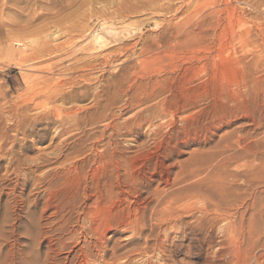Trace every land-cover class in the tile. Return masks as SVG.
Here are the masks:
<instances>
[{
    "label": "rangeland",
    "instance_id": "374dc122",
    "mask_svg": "<svg viewBox=\"0 0 264 264\" xmlns=\"http://www.w3.org/2000/svg\"><path fill=\"white\" fill-rule=\"evenodd\" d=\"M182 1L0 0V264H78L81 242L99 239L117 264H264V0H213L221 12L210 37L163 44L164 18ZM208 1L183 4L178 19ZM72 55L113 61L87 77L139 84L133 101L165 77L167 91L147 103L167 97L165 112L134 121L147 104L123 95L115 116L103 118L94 84L76 102L86 125L51 153L56 124L23 123L24 135L12 127L15 109L29 106L31 118L49 108L54 81L42 83L32 68ZM78 138L87 139L78 146ZM189 185L215 193L207 203L229 209L228 220L185 209L163 223L157 213L168 196L195 203Z\"/></svg>",
    "mask_w": 264,
    "mask_h": 264
},
{
    "label": "bare ground",
    "instance_id": "6f19581e",
    "mask_svg": "<svg viewBox=\"0 0 264 264\" xmlns=\"http://www.w3.org/2000/svg\"><path fill=\"white\" fill-rule=\"evenodd\" d=\"M181 3L183 4L186 3L188 5V3H190V0H183ZM183 4L173 9L174 12L169 18H164L167 23V26L163 29V31H167V32L166 33L163 32L162 33L163 36L161 35L162 37H164L163 44H169L172 41L178 43L181 41L187 42L190 40H203L206 37H210L211 34H213L212 32L215 31V28L219 23V13L221 12L220 6L217 5L215 1L212 0L211 2H209V4L207 3V5H205L202 9H200L197 12L196 14L197 16L195 15L194 17H191V19L189 20H185V19L179 20L180 18L178 16L180 12L184 11L182 10ZM185 8L187 9L186 5ZM169 10H172V6L170 4L162 8V11H169ZM102 40L103 39L101 36L97 35L94 37L95 44H101L103 42ZM56 48H58L59 50V48L60 49L62 48V45L57 44ZM50 53L51 52L47 50V54L49 55ZM260 59H261L260 56H257L256 61H254V65L256 67H258ZM65 60L66 59L64 60L61 59L54 63L48 64L45 69L41 67H34V68L31 67L32 69H36L37 71L40 72V74H36L35 76L38 77L42 83H46L47 81H51V80L54 81L55 88L53 90V93L50 95L48 94L44 98V100L47 102L46 104L48 105L50 104V107L44 110L43 112L36 114L34 117L30 118L29 117L30 115L28 116L26 114V111L29 109L28 108L29 106L24 105L23 106L24 108L23 107L18 108V106L16 105L17 109L15 110L17 115L15 116L16 119L14 118L15 124L12 126L16 130L20 129L21 132L25 135L26 132L25 130L22 129L23 127H21L23 123H28L25 125L31 129L33 128L34 125H38V124L40 125L44 124V126H46L47 128L56 124L55 132L51 136L50 139L51 144L49 146L52 148L51 153L54 154L63 151L65 146L68 147L70 145L68 141L69 140L71 141V139H73V138H60L62 135H66L68 132L71 131L73 127H81L80 126L81 124H79V122H82L83 125H86L85 113L82 112L83 108H79L76 102L83 100L87 95V89L92 88L94 84H96V86H94V93L92 96L94 106L101 110L109 111L108 113H105L101 116L103 118H109L115 116L114 112L112 111V106L115 105L117 101L120 100V97H122L123 95L127 96V98L125 99L127 103L131 104L133 102V105L141 106L161 97L168 89L166 86L165 77L163 76L156 77L154 84L150 87V90L147 92V94H145V96L142 97L141 99H138L137 101H133L131 96L133 93V89L135 88L138 89L140 86L139 84L135 85L136 86L135 88L130 85L126 88L124 87V84L127 83V80L125 78L117 79L116 81L113 82L112 80L106 81L104 84L103 83L101 84L100 83L101 79L99 77H94V78L87 77L90 70L98 68L102 65L106 66L107 68L110 67L112 68L114 64L111 66V63L113 61L109 59H105V60L103 59L101 61L98 58H95L92 61L87 58L79 57L77 55L70 56L67 59V61L64 62ZM51 74H56V77H53ZM111 79L114 80V78ZM166 100L167 97L161 99V101L157 100L154 103L147 104L142 110V112L144 111L145 114H143L144 112L143 113L137 112L133 116V120L134 121L145 120L147 122H151V120L161 117L162 114L165 112L162 106L164 101ZM46 104L44 105L46 106ZM11 110L13 109L11 108ZM149 111H151V116L147 115ZM58 139L61 140L56 142V140ZM86 139L87 138H78L76 141H74V143L80 146V143H83L84 140ZM74 151L80 152V147L75 148ZM42 161L45 160H43L42 158ZM210 187L212 188V191H215L212 185ZM185 189L186 190L184 192L194 190V192L190 195L191 198H194L196 200L197 198H203L204 201L201 203L202 205L196 206L195 204L196 200L195 203L194 201L193 202L191 201L192 203L183 201L182 195L180 196L178 195L175 197L168 196L164 200L163 206L158 210L157 213V216H159V219L161 218V221L163 223L171 224L172 219L176 217H180L181 210H185V209L187 211V215L189 216L198 213L200 216H203L207 219L211 218L215 221L228 220L230 216L229 209L220 207L219 203L215 202V199H211V203H207V199L215 198V193L213 195L210 192L209 193L201 192V189L194 188L191 185L187 186ZM226 229H227L226 230L227 233L229 232L231 233L233 231L228 227ZM131 230L133 231V229ZM233 237L234 236L231 235L229 239L231 240L233 239ZM81 243L82 245L81 247H79L80 249L77 253L78 264H93L92 262L93 259L99 260L98 256L100 257V261L102 262V264H117L115 261L119 260L120 258L113 251L112 255L114 258L111 261L106 259V257L104 256V252L106 250L105 242L100 239L97 242H91V241L85 242V240H83V242ZM160 245L158 247H162ZM146 252L147 251L145 249L142 251V253L145 255ZM132 253L133 251H130L129 254H127L124 257V259L126 258L128 263L132 259L131 258ZM24 257L28 258L27 255H25ZM28 259H32V258H28ZM145 264H151V263L147 262Z\"/></svg>",
    "mask_w": 264,
    "mask_h": 264
}]
</instances>
